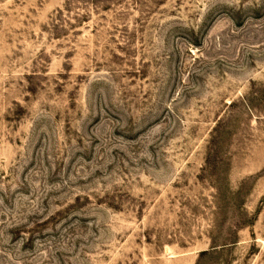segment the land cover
Masks as SVG:
<instances>
[{"label":"rangeland","instance_id":"374dc122","mask_svg":"<svg viewBox=\"0 0 264 264\" xmlns=\"http://www.w3.org/2000/svg\"><path fill=\"white\" fill-rule=\"evenodd\" d=\"M0 264H264V0H0Z\"/></svg>","mask_w":264,"mask_h":264}]
</instances>
